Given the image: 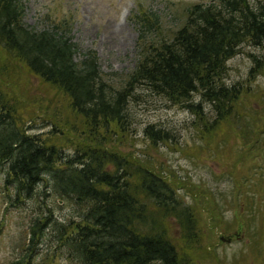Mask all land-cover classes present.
Listing matches in <instances>:
<instances>
[{"label":"trees","instance_id":"obj_1","mask_svg":"<svg viewBox=\"0 0 264 264\" xmlns=\"http://www.w3.org/2000/svg\"><path fill=\"white\" fill-rule=\"evenodd\" d=\"M26 9L24 0H0V52L61 92L70 111L84 119L82 132L88 136L69 147L56 140L61 134L75 136L67 135L64 124L55 125L51 136L32 131L38 121L20 110L21 99L13 88L7 90L0 73V173L5 188L14 189L21 203L43 182L52 183L60 198L83 209L81 220L68 225L53 223L51 211L38 216L12 264H32L52 226L61 236L60 246L80 264H196L201 228L194 208L166 174L146 159L135 161L122 153L108 135L114 128L129 133L130 104L141 98L138 88L194 113L204 129L215 131L248 95L241 82L227 85L228 62L245 45L264 48V0L195 4L184 26L162 42L149 37L162 32L159 16L139 4L131 19L138 28L140 57L119 88L103 78L97 53L74 42L65 20L52 29L35 30L24 20ZM251 57L254 77L263 64ZM205 102L216 111L212 121ZM143 132L154 146L174 138L154 123ZM173 221L179 227L175 236L170 233Z\"/></svg>","mask_w":264,"mask_h":264},{"label":"rangeland","instance_id":"obj_2","mask_svg":"<svg viewBox=\"0 0 264 264\" xmlns=\"http://www.w3.org/2000/svg\"><path fill=\"white\" fill-rule=\"evenodd\" d=\"M24 1V20L29 27L52 29L65 20L74 42L97 53L103 78L119 88L140 57L138 28L131 19L139 4L159 16L162 32H150L149 37L162 42L170 41L184 26L193 5H216L220 0ZM252 55L263 64L254 77L250 76L255 67ZM228 67L227 85L241 82L248 95L235 103L233 115L215 131L204 129L194 113L138 88L141 98L130 104L129 133L114 128L108 138L128 157L146 159L157 172L166 174L184 202L194 208L201 228L196 264H264V48L243 46ZM0 73L7 90L13 88L21 99L20 110L38 121L32 131L51 136L55 125L64 124L67 135L75 136L69 139L61 134L56 140L69 147L88 136L82 132L84 119L70 111L66 97L35 77L18 59L0 52ZM204 106L210 120L215 119L213 105L205 102ZM148 123L165 127L174 138L154 146L143 132ZM4 184L1 172L0 264H12L19 258L38 216L51 211L53 223L63 225L81 220L83 209L71 199L60 198L52 183L46 186L43 182L21 203L15 190ZM178 232L176 223L170 226L171 235ZM60 242L57 230L53 226L47 229L32 264H80Z\"/></svg>","mask_w":264,"mask_h":264}]
</instances>
